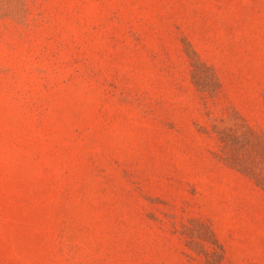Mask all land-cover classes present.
I'll return each mask as SVG.
<instances>
[{
	"label": "rangeland",
	"instance_id": "obj_1",
	"mask_svg": "<svg viewBox=\"0 0 264 264\" xmlns=\"http://www.w3.org/2000/svg\"><path fill=\"white\" fill-rule=\"evenodd\" d=\"M232 130L264 173V0H0V264H264Z\"/></svg>",
	"mask_w": 264,
	"mask_h": 264
},
{
	"label": "trees",
	"instance_id": "obj_2",
	"mask_svg": "<svg viewBox=\"0 0 264 264\" xmlns=\"http://www.w3.org/2000/svg\"><path fill=\"white\" fill-rule=\"evenodd\" d=\"M196 65L197 70L195 71V74L202 87L212 90L217 89L220 81L215 70L205 63L197 62ZM223 140L226 147V159L244 171L255 175L259 182L264 185V173L262 171H258L250 161L251 155L248 150V145L251 141L250 132L246 130L241 133L235 130H232L231 132H224ZM208 256L209 264H220L221 253L218 250L209 253Z\"/></svg>",
	"mask_w": 264,
	"mask_h": 264
}]
</instances>
